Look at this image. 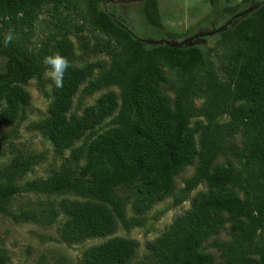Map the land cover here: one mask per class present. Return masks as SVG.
<instances>
[{
  "label": "trees",
  "instance_id": "16d2710c",
  "mask_svg": "<svg viewBox=\"0 0 264 264\" xmlns=\"http://www.w3.org/2000/svg\"><path fill=\"white\" fill-rule=\"evenodd\" d=\"M120 1L0 0V108L6 100L0 125L24 119L22 106L29 95L22 86L36 79L43 87L46 57L59 54L71 64L63 87L53 90L49 116L35 125L57 154L69 151V157L49 177L21 183L39 156L15 154L0 168V215L51 224L57 211L38 201L34 206L41 211L36 218L34 208L15 210L17 198L72 195L81 200L61 206L62 239L78 243L105 236L117 224L124 229L141 225L139 219L127 217L128 202L134 199L135 207L149 208L173 195L176 176L196 162L174 195L175 204L202 183L208 192L187 218L151 244L150 264H214L200 246L227 224L230 239L212 242L220 252L218 264H264V0H242L232 8V17L250 7L252 11L218 32L215 47L207 50L197 44L177 49L141 41L100 6ZM47 6L78 11L82 24L74 28L94 38L93 52L109 56L106 71L92 78L94 64L74 66L66 39L51 49L47 43L38 49L30 46L35 22ZM144 15L161 27L157 0H144ZM9 32L14 39L5 46ZM80 39L84 43L83 35ZM113 86L119 89V99L106 93L80 115L69 114L77 93L81 101ZM196 101L202 104L196 106ZM116 111L114 125L92 138L95 128ZM197 116L207 121L199 148L188 128ZM16 132L17 127L10 133L0 131V158L7 150L13 152ZM83 137L85 141L75 146ZM218 158L226 161L217 164ZM124 190H130L128 195L119 193ZM134 251L133 242L115 238L91 248L86 262L125 264ZM6 261L0 241V264Z\"/></svg>",
  "mask_w": 264,
  "mask_h": 264
},
{
  "label": "rangeland",
  "instance_id": "374dc122",
  "mask_svg": "<svg viewBox=\"0 0 264 264\" xmlns=\"http://www.w3.org/2000/svg\"><path fill=\"white\" fill-rule=\"evenodd\" d=\"M241 1L219 0L215 4H211L209 0H157L161 20L159 28L153 26L146 19L144 0H122L116 3H102L100 6L103 10L111 13L114 19L126 26L141 41L171 40L180 42L190 36L213 32L227 24L232 17L230 10L241 6ZM261 1L254 0V4ZM79 19L81 18L78 11L71 7L67 9L61 6L58 10H53L50 6L45 7L35 22L30 37V46L33 49H38L47 43L48 48L51 49L62 39H66L72 49V64L77 67L94 64L93 78L109 68L110 59L105 53L92 51L95 40L87 31L79 33L74 28L75 24H82ZM217 34L204 37L200 39L203 41H197L195 44L201 45L206 50L214 48L217 43ZM80 35H83L84 43H82ZM42 79V88L38 87L36 79H29L22 86L29 95L28 102L22 106L24 119L6 126L0 125V131L3 133H10L17 127L16 136L11 138L13 152L5 151L0 158V168L7 165L10 159L18 153H31L39 156L38 162L23 177L21 183L49 177L58 172L69 157V151L57 154L52 143L35 127L37 123L45 120L50 112L55 86L49 77L48 66ZM84 85L80 87V90ZM167 88L165 86L164 90L173 97V93ZM106 93H113L119 99V89L116 86L103 89L81 101H79V93H77L69 114L80 115L85 107L93 105ZM195 104L200 106L202 101H196ZM5 105L6 100L3 99L0 111ZM116 113L117 111L95 128L92 138L114 125L113 118ZM206 123L207 121L202 116L191 118L188 122V128L194 136L197 148H199L200 133ZM85 139L86 137H83L75 146L82 144ZM233 141L235 144L239 143L237 137ZM225 161L226 158H218L216 163L221 164ZM195 165L196 162L176 176L173 195L163 198L149 208L135 207L134 199L128 202L126 205L127 217L139 219L141 225L124 229L120 224H117L108 235L87 238L78 243H67L61 237V226L65 222L61 206L66 202L81 200L80 198L72 195L54 196L48 200L45 197L33 195L17 198V202L14 204L15 210L17 208L35 209L36 205L34 206V204L42 201L45 207L57 211L59 216L55 222L48 224L42 220L32 221L33 219L23 218L15 220L8 215L1 214L0 241L7 258L6 264H87L86 257L91 248L115 238H123L135 244L134 255L125 264H150L151 244L166 236L176 222L187 218L191 214L194 204L208 192L207 186L202 183L191 191L181 203L175 204L174 195L179 194L183 188L184 180L192 175ZM129 192L130 190H124L119 193L128 195ZM138 208L139 210H137ZM35 210L36 218H39L41 208ZM231 234L232 228L230 224H227L200 246L201 251L211 255L214 264H218L221 260L220 252L213 247L212 242L228 241Z\"/></svg>",
  "mask_w": 264,
  "mask_h": 264
},
{
  "label": "clouds",
  "instance_id": "9594fccd",
  "mask_svg": "<svg viewBox=\"0 0 264 264\" xmlns=\"http://www.w3.org/2000/svg\"><path fill=\"white\" fill-rule=\"evenodd\" d=\"M14 36L11 32L5 34L3 44L7 46L12 42ZM45 63L48 66L49 77L56 88L63 87L64 75L71 67L69 60L59 54L48 56L45 58Z\"/></svg>",
  "mask_w": 264,
  "mask_h": 264
},
{
  "label": "water",
  "instance_id": "95a60500",
  "mask_svg": "<svg viewBox=\"0 0 264 264\" xmlns=\"http://www.w3.org/2000/svg\"><path fill=\"white\" fill-rule=\"evenodd\" d=\"M250 11H252V8L251 7L248 8L247 10L243 11V12H240V13L234 15L229 20V22L227 24H225L224 26L220 27L219 29H217V30H215L213 32L205 33V34L203 33V34H198V35L190 36V37L185 38L184 40H182L180 42H175V41H171V40H156V41L147 40V41H144V42L147 43V44H149V45H166V46L171 47V48L183 49L185 47L192 46L198 40H200V39H202L204 37L213 35L214 33H218L220 31L226 29L235 18H240L244 14H246V13H248Z\"/></svg>",
  "mask_w": 264,
  "mask_h": 264
}]
</instances>
